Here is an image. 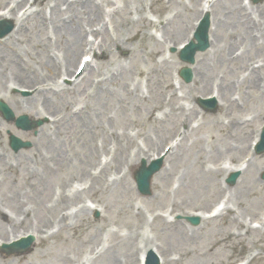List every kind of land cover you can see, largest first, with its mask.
Here are the masks:
<instances>
[{"label":"rangeland","instance_id":"rangeland-1","mask_svg":"<svg viewBox=\"0 0 264 264\" xmlns=\"http://www.w3.org/2000/svg\"><path fill=\"white\" fill-rule=\"evenodd\" d=\"M71 1L0 0V14H7L6 7L19 2L14 15L0 16V22L12 27L0 38V100L13 115L8 119L0 112V264H138L146 245L162 247L165 256L161 264H236L247 255L251 257L246 264H264V230L251 227L264 224V152L256 154L252 146L264 126V37H259L258 48L250 50L242 66L230 61L234 64L226 71L218 66L206 74L207 83L213 87L221 86L224 78L230 82L219 103L216 94L208 91L209 85L198 90L202 79L192 70L196 54L210 47L196 51L191 64L178 57V44L191 39L207 0H145L143 14L150 24L137 21L135 8L130 7L128 17L135 23L128 26L108 15L112 8L108 2L121 4L120 0H95L102 13L97 27H107L108 34H102L104 43L101 36H96L103 47L101 51L89 46L80 50V41L75 48L73 63L76 57L79 59L72 66L73 73L64 74L62 63L69 34L52 31V23L60 20L71 27L67 26L72 33L76 24L80 29L81 20V35L86 42L95 39L91 30L96 29L94 22L98 21L90 22L94 16L87 18V14L74 16L76 7H80L78 3L69 5ZM227 1L214 3L209 11L212 17ZM232 1L241 9L243 19L250 16L263 33L264 0ZM135 2L129 0L130 4ZM53 5L57 6L56 14L51 16ZM182 5L194 11L189 13ZM120 17L125 19L127 11ZM20 24L22 29L17 31ZM139 25L156 36V48L150 44L143 48L137 40L125 43L127 35ZM6 27L0 28V34ZM179 27L182 32L178 34ZM209 29L210 24L208 39ZM111 37L120 44L108 56L104 49L110 48ZM14 49L19 53L20 68L32 79L37 72H49L47 61L54 68L49 73L52 92L36 104L40 116L31 117L22 108L15 114L14 106L3 99L11 95L23 101L34 94L33 82L19 81L18 66L17 70L5 56ZM87 55L91 69L84 73L82 61ZM183 67L191 72L189 82L179 75ZM102 79L106 83L99 88ZM247 79L255 82L249 86L250 98L243 93ZM170 83L172 87L167 88ZM135 86L143 99L133 92ZM173 89L177 96L174 101ZM206 98H214L217 105L203 107L200 99ZM171 106L181 114H171ZM19 116H26L29 129L16 126ZM80 116L91 121L88 127L82 126ZM11 135L28 145L15 151L9 143ZM168 145H180L170 160ZM137 149L145 150V155L137 156ZM160 153H164L163 164L150 180V194L143 195L136 188L135 171L143 158L152 159ZM164 167L168 175L155 184ZM208 169L227 171L207 186L200 176ZM236 172L235 181L229 183ZM184 173L190 176L178 188ZM196 183L203 185L196 189ZM221 183L226 185L224 195L218 191ZM186 191L195 193L188 197ZM235 191L241 192L239 200ZM214 204L221 205L220 211L228 209L222 217L203 222L200 218L209 213L199 209ZM65 214L67 221L63 219ZM1 215L10 217L15 227L2 221ZM193 216L200 217L197 225L186 220ZM59 219L65 222L59 223ZM174 223L183 224L176 239L169 233L173 228L168 230ZM24 234L36 237L29 251L8 255L1 250L2 243Z\"/></svg>","mask_w":264,"mask_h":264},{"label":"bare ground","instance_id":"bare-ground-1","mask_svg":"<svg viewBox=\"0 0 264 264\" xmlns=\"http://www.w3.org/2000/svg\"><path fill=\"white\" fill-rule=\"evenodd\" d=\"M121 4H116L115 2H108V6H111L112 8L110 9V12L108 13V15L110 16V19H113L115 17H117L118 20H121L125 23L126 26L133 24L135 22H133V20H131V18L128 17V13L129 15H131V10L130 7L135 8V13L137 15V21L142 22V24H146L149 25L150 23L144 18V2L145 0H136V2L134 4H130L129 0H120ZM218 2V0H215L213 2V4L211 5V10H212V6L214 5V3ZM17 4H14L13 7H10L8 10V14L9 15H14L16 12V7L18 6ZM36 3V2H35ZM78 3V4H77ZM77 4L79 5L80 8L76 7V11L74 16H79V15H86L87 14V18L92 17L89 21L94 22L97 18V22H94V25L96 26L95 30H91V35L95 36V39L99 36H101V40H102V34H106L107 33V27L105 29L104 28V24L101 25V27H97V25H99V17L101 16V7L99 5V3H96L95 0H73L71 2H69V5H73ZM56 7L55 5H53L50 8V15L52 16V14H56ZM168 7V5H167ZM185 6L182 5V9H184L185 11L191 13L193 10V8H189L185 9ZM127 11V17L125 19L120 17V14L122 12ZM240 8H237L234 5V2L232 0H228L227 2H225L216 12L215 15L212 17V15L210 14V29H209V49L206 52L203 53H198L195 56V64L192 67V70L194 71V74L196 75V77L202 79V86L198 89H205L207 85H209L206 81V74L208 72H210L212 69L217 68L218 66H221L222 68H224V71H226L227 69H229V67L232 64H239L240 66H242L245 61L244 58H247L249 55L250 50L254 49V48H258L256 47V43L259 41V37H264V32L262 33V31L259 29L258 26H256L255 22L253 19H251L250 16H248V20L243 19L244 14L240 13ZM242 10L246 11V8H242ZM203 11V9H202ZM201 13V11H200ZM40 14H44V12H40ZM44 17V16H43ZM239 19L242 20V23H240ZM21 20V19H20ZM45 20V18H44ZM101 20V19H100ZM80 21L78 22V27L80 26V29L82 30V25L83 22ZM102 22V21H101ZM72 23V21H71ZM45 24L46 21H45ZM80 24V25H79ZM91 25V26H94ZM21 24L18 26L17 31H20L22 29H20ZM69 25L64 24L63 22L56 21L54 23H52V31H57V32H62L63 34H69V38H67L66 43H65V48H64V60H63V68H62V72L64 74H71L73 73V68L76 65V62L78 61L79 57H76V60L73 63L74 57L76 55V46L79 45L80 41H82V43H80L81 45V49L80 50H84V46H89V49L93 48L94 42L93 41H86L85 42V35L82 37L81 35V30L79 28H77V24L73 27V31L72 33H70V29L67 27ZM140 26V25H139ZM70 27V26H69ZM90 27V26H89ZM165 30L168 29L167 25L165 26ZM71 28V27H70ZM83 30L85 31V27L83 26ZM263 30V29H262ZM182 29L179 27L177 33H181ZM210 32H212V36L210 37ZM83 33V31H82ZM108 34V33H107ZM98 35V36H97ZM97 36V37H96ZM135 40H137L139 42V44L141 45V47H145L147 44H150L151 46H154L155 48L159 45V41L156 38V36H154L151 33H148L144 30V25L140 26L139 28H137L135 31H133L132 33L128 34L125 40L126 42H134ZM109 44H110V48L107 50L106 48L104 49V52L107 54L108 56L110 54L113 53V47L118 46L120 44L119 40L117 38H113L111 37L109 39ZM102 42L104 43V40H102ZM179 45V44H178ZM103 47V44L101 45L100 42L97 43V48L101 51ZM136 46H134L133 49H135ZM179 48V47H178ZM132 49V50H133ZM260 52L262 51V48H259ZM131 50V51H132ZM18 52L14 49L11 52H8L5 54L6 57H8L13 64L15 65L16 69L17 66L19 68V71L17 72V77L19 78L18 80L25 83H28L30 85V82H33V84H31V87H34V94L31 97H27L25 100L21 101L18 98H15L14 96L9 95L8 97H4L3 99L13 107V109L15 111H13L15 114L19 113L18 109L22 108V111L27 113L29 116L31 117H36V116H40L41 111L40 109H38L36 107V104L38 102V100L40 99V97H46L48 94H50L52 92V85L50 83V81H52V77L50 78L49 73H51V71L54 69L52 67V65L47 61L49 69H48V73H39L37 72V75H35L32 79V77L30 75H28L27 73H25L20 67L21 64L17 61V57H18ZM79 56V55H78ZM112 57H118L119 56H115L112 55ZM239 58V59H238ZM52 62H57L54 58H50ZM230 61H237V62H230ZM90 62H87L85 64V66L83 67L82 71L84 70L86 73L87 70L91 69L89 67ZM74 66V67H72ZM3 69V67L1 68ZM18 70V69H17ZM260 70V69H258ZM27 74V75H26ZM111 75V74H109ZM111 77H114V74L111 75ZM103 82L102 84H99L98 87L99 88H103L106 83V80L102 79ZM210 82L215 83L214 80H211ZM229 80L227 78H224L221 86L217 85L216 87H213L211 85H209L208 87V91H215L216 92V98H219V103L224 99V95H225V90L227 88V85H229ZM255 82L253 81V79H247L243 85L245 86V91L243 92L245 97L250 98L249 96H251V91H250V87L254 85ZM194 81L190 87V93L192 92V90L194 89ZM172 87V83L167 84V88ZM226 87V88H225ZM138 86H135L133 88V92L135 93V95L140 98L143 99L144 96L138 93ZM176 92L173 89V91H171V98L174 101L176 98ZM34 102V104H33ZM42 105V104H41ZM36 107V108H35ZM172 108L170 109L171 114H173L175 117V114H181V111H177L174 109L173 106H171ZM176 111V112H174ZM196 111V110H194ZM179 112V113H178ZM190 114V113H189ZM80 122L82 123L83 127H88L89 123H91V121L87 118V117H79ZM187 119V118H185ZM184 119V120H185ZM212 119H217L216 117H213ZM88 121V122H87ZM186 121V120H185ZM189 122V120H188ZM41 130H45L44 128H42ZM15 135H23L22 133H17V132H13ZM180 145H175L174 148H171V152L168 154V160H170V158H172V156L176 153L178 147ZM154 151V150H151ZM31 152H33V150H31ZM136 155H145V150L143 149H137L136 151ZM89 156L90 158H92L93 156V152L90 150L89 152ZM155 157V156H153ZM147 161L149 159H151L150 157L146 158ZM167 160V161H168ZM166 162V161H165ZM132 164H135L134 162ZM131 164V165H132ZM82 171V169H81ZM227 171V170H225ZM224 170H218V169H208L205 173H201L200 178H203L204 182L207 184L209 183H214L216 180V176H218L219 174L225 172ZM246 172V170L244 171V173ZM128 173H130L128 171ZM185 174V173H184ZM182 174V176L179 177V179L181 180L180 185L178 186V188H180V186L184 185V180H188L189 178V174ZM168 175V168L164 167L162 169V171L160 170V173L157 175L156 177V183H160L163 181V179ZM196 178V176H195ZM192 181L186 182V185H189ZM253 183L256 184L257 181L253 180ZM93 183L95 184L96 181L94 180ZM194 183V182H193ZM215 184V183H214ZM200 184L198 185V183H196V189H199L201 187ZM206 186V187H207ZM185 187V186H184ZM209 188V187H207ZM216 188V187H215ZM220 188V189H219ZM189 189H193L191 187H189ZM224 189H226V185H222L218 187V191L221 190V194L224 195ZM246 190L245 188H242V191ZM195 193V191H186V194L188 195V197L190 195H193ZM241 192L240 191H235V195H237V200H239L241 197L239 196ZM158 196L157 194H154L152 197H154L153 199H155ZM63 197L60 196L59 200H62ZM234 200V197L231 198V200L229 201L232 202ZM209 206H207V208H200V211H206L209 212L210 214L208 215V217H202L200 218L203 222H208V220L211 219V221H214L215 217L220 216L222 217V215L224 214V212L228 209L227 207H223V211L220 212L217 215L212 216L213 214H216V210H213V206L212 208L208 209ZM2 216V215H1ZM64 220H66V217L63 218ZM2 221H4L5 223H9L11 226L15 227V223L12 219H10V217H3L1 218ZM62 219H59L58 222L59 223H64L65 221ZM183 225V224H182ZM182 225H180L179 223H174V224H170L168 227V230L173 228L172 232H169L171 234V237L173 239H176L178 237V235L180 236V230L182 228ZM261 227L256 226V230H264V224L261 222ZM186 228V227H184ZM251 229V227L249 228ZM184 231H186L185 229H183ZM194 230L191 234L192 236L195 234ZM182 240V237H181ZM162 248V247H161ZM161 248H159L157 245L156 246H148L146 245V247L144 249L141 250L140 256H139V264L142 263L143 261V255L144 252H146L148 249L151 251H155V253L158 255V257L161 260V263L164 262V253L162 252ZM166 263V262H165ZM249 264V263H248Z\"/></svg>","mask_w":264,"mask_h":264},{"label":"water","instance_id":"water-1","mask_svg":"<svg viewBox=\"0 0 264 264\" xmlns=\"http://www.w3.org/2000/svg\"><path fill=\"white\" fill-rule=\"evenodd\" d=\"M258 0H253V2H257ZM11 29V27H7L5 31H3L0 35H4L5 33H7L9 30ZM196 38L198 41V44H193L191 43L190 45H188L181 53H180V58L184 61H187L189 63L193 62V55L195 53L196 50H204L207 46L206 44V24H202V28L200 31V34H196ZM181 76L183 77V79L188 82L190 80V71L188 68H183L180 72ZM0 109L4 112V116L7 117L8 119L13 118L12 113L10 112V110L8 108H6L5 105H0ZM24 120H26V117H20L17 119L16 121V125L19 128L22 129H29V125L26 124L24 122ZM11 140V145L15 150H18L21 147H25L28 145V143H22L20 142L17 138H15L14 136H11L10 138ZM264 151V134L262 136V140L259 144L258 147V152H263ZM157 166H155V163H153L150 167L146 168L144 166V162L142 163L141 168L136 172V174L134 175V179L136 182V185L138 187V190L142 193V194H150V179L152 177V175L160 168V162L156 163ZM264 177V176H263ZM234 179H231L230 181H233ZM190 221L193 224H196L198 222L197 218H190ZM29 242L32 241V237H30ZM21 242L15 243L12 247H10L11 249H7V253L10 252H16V253H23L25 251H27L29 245H25V246H21ZM146 264H159L157 258L150 252L148 254V258L146 261Z\"/></svg>","mask_w":264,"mask_h":264}]
</instances>
